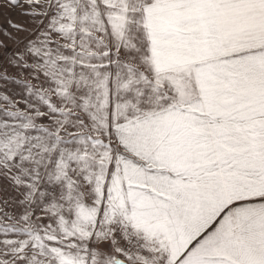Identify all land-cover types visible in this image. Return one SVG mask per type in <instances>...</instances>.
Returning a JSON list of instances; mask_svg holds the SVG:
<instances>
[{
  "label": "snow or ice",
  "instance_id": "obj_1",
  "mask_svg": "<svg viewBox=\"0 0 264 264\" xmlns=\"http://www.w3.org/2000/svg\"><path fill=\"white\" fill-rule=\"evenodd\" d=\"M0 264H264V0H0Z\"/></svg>",
  "mask_w": 264,
  "mask_h": 264
}]
</instances>
